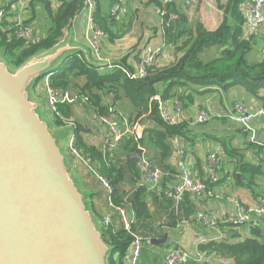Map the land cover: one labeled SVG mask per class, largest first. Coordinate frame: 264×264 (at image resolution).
<instances>
[{
	"label": "trees",
	"instance_id": "1",
	"mask_svg": "<svg viewBox=\"0 0 264 264\" xmlns=\"http://www.w3.org/2000/svg\"><path fill=\"white\" fill-rule=\"evenodd\" d=\"M95 1L97 9L93 19L96 26L111 38H122L124 32H118L116 29L121 15L113 16L110 8V15L105 16L102 13L101 0ZM215 1L217 8L224 15L221 25L215 31H208L200 22L189 25L183 12L186 7L181 0H175L171 4L170 10L178 15V19L170 26L165 27L164 34L166 44L174 46L177 59L168 66L158 67L161 55L154 68L149 70L148 76L144 78L132 80L127 77L123 69L133 71L134 68L127 63L126 58L114 63L123 69L118 67L108 68L92 62L82 50L67 52L61 65L47 73L50 75L53 87L63 88L72 95L79 96L82 101L87 98L88 101L84 102L83 105H90L96 111V115H112L111 109H121L122 101L126 100L132 105L133 111L129 118L124 113L122 114L123 117L128 118L129 121H140L143 116H150L152 124H149L150 127L144 126V135L140 140H136L132 136H126L117 149L106 154L101 149L84 143L80 137V127L73 120L74 127L69 128L61 118L56 117L55 119L56 127L68 131L66 134L67 140H69L70 133L76 136L78 150L83 153L84 157L91 160L97 171V176L104 178L112 189L114 204L120 207L131 206L136 213L140 230L145 231L147 224H150L152 220L149 199H147L148 196L149 198L152 197V192L149 191L150 188L146 185L138 186L142 183L140 163L129 158L139 149H144L146 158L165 173L163 177V179L165 178V184L170 182L173 174L177 173L176 167L170 164L176 149V139L182 140L183 145L184 143L187 145H184L185 148H194L200 139H203V142L219 144V152L222 153L223 163L229 162L233 167L232 170H228L227 174H222L218 182L213 183L209 178L208 169L207 173L205 171L206 176H203V159L197 157V167L202 178L200 180L206 185L207 194L229 177L236 185L248 188L255 193L258 187V178L264 176L263 164H255L248 157V150L250 149H255L257 154H261L260 147L250 140L248 132L230 119L221 117L212 121L220 120L226 124V121L229 120L232 125L240 128L246 138L245 149L235 147L233 137L217 138L211 137L207 132L205 134L204 130L207 123L194 125L191 119L189 121L181 120L178 124L170 125L164 122L161 117L160 103L156 97H159L162 105L176 100L174 103L181 102L186 104V108H188L194 104L195 95L211 92L214 89L226 92L237 88L243 89L248 96L262 103L260 108H264V97L259 95L260 92H264V55L258 57L255 49V46L260 45L261 41L257 39L258 36H255L256 33L249 38L245 33L246 17L243 6L248 0H227L226 3H222L221 0ZM51 4L42 0H31L29 2L27 15L30 18L27 20V24L32 26L34 30L35 43L31 42L27 45L24 41L18 40L12 32L14 24H10L11 22L5 23L6 32L0 33V56L11 70L18 69L35 56L54 51L65 38L72 20L84 8V0H65L59 7H53ZM0 6H2V2H0ZM9 11L8 8V17L12 18L14 12L12 9V14ZM42 15L49 19L50 26L46 35L39 37L40 26L38 21ZM159 28L161 29V27ZM115 29L119 33L118 35H116ZM259 32L262 35L261 37L264 38V33ZM161 36L162 32L159 31V38ZM150 43L152 42L143 45L142 54L144 48ZM209 49H215L216 54L211 58H205L204 53ZM179 54L181 55L179 56ZM141 57L142 55L140 59ZM42 79H39L33 85L32 90L35 93L37 92L36 99L46 104L45 97L37 89ZM239 102L244 103L242 101L235 102L232 111L220 115L232 114L235 105ZM200 110L219 114L208 109ZM59 111L65 119L69 120L74 116L73 105H59ZM116 112L120 113V111H115L114 116ZM115 117L119 119L118 115ZM257 122L254 125L257 127V133L259 134V131L264 130L260 128V124L258 125ZM208 156L206 167L208 166ZM73 158L75 157H69L71 164ZM74 166V173L77 174L76 162H74ZM224 166H222V173L224 172ZM238 173L241 174V182L236 178ZM93 176L103 187L99 177L94 174ZM128 182L131 184L130 191H126ZM165 193L163 191L160 194V199L164 202V207L170 210L174 205V201ZM90 196H93V194ZM106 196L108 198V191ZM195 198L191 193H186L181 213L175 215L173 212V218L179 221L192 220L191 217L194 215L196 218L199 211L196 209ZM107 206L114 214H118L116 209L109 206L108 202ZM91 210L104 242L111 249L108 264H125L123 259L131 244L130 236L123 230V227L117 228L112 221L109 226L103 225L102 220L106 216L92 202ZM113 213L111 214L112 217ZM222 225H219L220 228H227L224 230L222 239L199 245L198 250L200 253L207 256H216L222 260H233L234 264H264V217L256 219L249 225L250 235L246 238L241 237L239 231L233 225ZM237 239L239 240L235 241ZM116 256L118 257L116 258Z\"/></svg>",
	"mask_w": 264,
	"mask_h": 264
},
{
	"label": "crops",
	"instance_id": "2",
	"mask_svg": "<svg viewBox=\"0 0 264 264\" xmlns=\"http://www.w3.org/2000/svg\"><path fill=\"white\" fill-rule=\"evenodd\" d=\"M4 1L6 0H0V2ZM221 1L222 3L227 2V0ZM112 4V0H101L102 13L105 16L110 15V8ZM155 5V0H125L123 9L120 12L121 17L118 19V24L116 26L117 31H123L124 35L122 38L118 39L111 38L110 36L106 35V37L102 39V58L109 59L114 63L126 58L127 63L135 68L139 62L140 56L142 55L143 45L150 41L156 42L159 39L160 28L159 20L155 13ZM183 12L186 15L189 25L200 22L208 31L217 30L224 18L223 12L217 8L215 0H193L192 5L183 9ZM27 18L29 20L30 17ZM86 20V13L82 12L78 14L70 24V27L66 32L64 42L66 43L67 40H70L72 45L75 48L82 50L87 58H89L92 62L102 66V64L99 63L95 58V54L88 47L85 40ZM117 31L116 35L119 34ZM256 34L257 35L255 36H258L257 39L261 41V44L256 45L255 49L257 56L261 57V55H264V38L261 37L262 35L260 32ZM215 54V49H209L204 53V57L211 58L215 56ZM180 55L181 54H179V56ZM176 59L177 53L174 46L167 44L164 53L159 59L158 67L168 66L174 63ZM259 95L260 97H264V92H260ZM175 101L176 100L169 101L162 105L163 109L168 111L171 115L175 114ZM238 101L244 102L251 110H257L262 107V103L258 102L257 99L248 96L243 89L237 88L228 92L214 89L211 92L195 95L194 104L188 108H186V104H183V109L178 117L180 121L193 120L200 109H208L215 113L226 114L232 111L234 103ZM68 105H73L74 110V116L69 120H73L76 125H79L80 137L83 139L84 143L103 151L106 127L100 125L96 121V111L90 105ZM120 106L124 115L129 117L133 111L130 102L124 100ZM106 116L115 117L114 114H107ZM140 121L143 128L144 126L146 127V125L150 127L151 125L149 124H152L149 115L143 116L140 118ZM260 123L261 120L257 122L258 125ZM230 124L231 122H229V120L226 121V124L220 120H214L210 123H207L204 133H208L211 137L217 138L233 137V145L235 147H241L242 149H245V135L243 132H241L240 128ZM258 136L264 140V131H259ZM184 145L187 146L185 143ZM184 145L182 140H175L176 149L174 150L170 164L173 167H176L177 173L171 176L170 182H166L164 184L165 178H162L156 187H150L145 184L150 188L149 191L152 192V197H147V199H149V206L152 212V220L150 224H147L145 231L139 229L138 223L136 225V230L141 235L149 238L150 240L153 238H163L165 234H168V238L166 243L162 245L145 244L142 250L141 262L142 264H165V257L167 253L173 248H169L163 254H161L159 246L166 247L171 235L172 242L176 244V247L174 248L182 249L191 255V258L185 264H234L233 260H222L216 256H201L198 252V246L201 245L203 241L209 242L212 240L222 239L224 236V230L227 229L226 227L220 228L219 226L217 229L202 227L197 224L195 215L191 217L192 220H176L173 218L172 213L174 211L172 207L170 210H167L164 207V202L162 199H160V194L163 191L166 192L167 189L175 188L178 184H180L181 170L177 164L179 149H177L178 146H181L185 150V165L187 170L195 179L198 180L202 178L201 172L197 167V157H201L203 159L202 168L204 170L203 176L205 177V171L207 173L206 158L209 155V152L211 153L215 149L219 150V144L203 142V139H200L194 148H185ZM248 153L250 161L254 162L255 164L262 163L264 168V162L261 161L260 154H257L255 149L248 150ZM68 157H70L69 154ZM144 158H146L145 150L142 159ZM74 162H76L78 169V173L75 175L78 178L82 189L89 193L92 204H95L98 210L104 213V216L111 218V221L116 225L117 228H122L120 216L116 213L114 214L107 206V189L104 186L103 188L95 179L93 173H91L90 170L83 165V163L79 162L75 158H73L72 162L73 169L75 168ZM232 167V164L226 162L224 166V172L222 173V169L219 171V178L222 174H227L228 170H232ZM130 190L131 184L128 182L126 185V191ZM92 194L93 196H90ZM260 197L264 198V176L258 178V187L256 188L255 193L248 188L236 185L231 177H229L225 182H222L213 190H210L208 194L206 193L201 199L195 198V205L197 211L199 212L215 209L222 219H227L230 216L237 214V204L246 208H250L256 205L257 200ZM124 208H126L129 213H134L136 215L131 206L128 205ZM112 213L114 214L113 217L111 215ZM224 225L225 224L222 226ZM238 231L241 237L246 238L250 235L249 226L238 229ZM238 240L239 239L235 241ZM150 246H157V248Z\"/></svg>",
	"mask_w": 264,
	"mask_h": 264
},
{
	"label": "water",
	"instance_id": "3",
	"mask_svg": "<svg viewBox=\"0 0 264 264\" xmlns=\"http://www.w3.org/2000/svg\"><path fill=\"white\" fill-rule=\"evenodd\" d=\"M71 50L80 49L67 40L16 70L0 56V264H108L111 249L85 203L89 193L77 186L31 96L33 85ZM143 154L139 149L129 158L140 163Z\"/></svg>",
	"mask_w": 264,
	"mask_h": 264
},
{
	"label": "built area",
	"instance_id": "4",
	"mask_svg": "<svg viewBox=\"0 0 264 264\" xmlns=\"http://www.w3.org/2000/svg\"><path fill=\"white\" fill-rule=\"evenodd\" d=\"M30 1L31 0H10L9 2H2V6H0V33H5V23L11 22L10 24H14L12 32L18 40L24 41L26 44L36 41V36L32 26L27 24V8ZM42 1L50 2L54 6H58L61 5V3L65 0ZM112 1L113 4L111 7V14L113 16H119L123 9L125 0ZM156 1L158 4L155 5V13L159 20V27H161L160 33L162 32V36L159 38V41L152 42L144 48L142 57L133 70L134 72L130 70L127 71L122 67L115 65L112 61L106 62V66L109 68L118 67L123 69L126 72L127 77L132 80L148 76L149 70L154 68L158 58L162 55L163 50L166 48L167 44L165 42L164 34L165 27L170 26L178 19V15L170 10V6L175 0ZM181 1L184 3L185 7H190L193 3V0ZM8 8L10 10L9 13L12 14L11 9L14 12L12 18L8 17ZM96 9L97 4L95 0H84L83 12L87 14L88 21V31L85 33V39L88 40L92 52L95 54V58L102 60L101 47L103 45L102 39L104 38V33L94 23L93 15L95 14ZM243 11L246 17L245 33L247 38L259 31L264 33V0H248L243 6ZM64 39L60 44L64 43ZM40 92L45 97L46 106L50 114L54 117L61 118L69 128H73L74 122L63 117L59 111V105L77 103L81 106L84 102H87L88 99L85 98L84 101H82L79 96L72 95L69 91L63 88L53 87L49 74L43 77ZM156 99L160 103L162 119L170 125L180 123L178 116L183 109V104L181 102H176L175 114L171 115L168 111L163 109L160 99L158 97H156ZM122 117L123 116H119V119H117L118 117H109L105 115L96 116V121L100 125L106 127L105 144L103 148L104 154L117 149L121 141L126 136H132L136 140H140L144 135V128L139 120L129 121L128 118ZM221 117L230 119L250 134V140L260 147V157L262 162H264V141L259 138L257 127L254 125L256 121L261 120L260 128L264 130V108L251 111L246 104L239 102L235 105L232 114L229 115L222 116L220 114H212L206 110H200L193 119L192 123L194 125L204 124L212 121L215 118ZM68 147L75 159L83 163V165L86 166V168H88L91 173L97 176V171L91 160L84 157L83 153L76 147V136L73 133L69 137ZM177 149V164L181 170L180 184H178L175 188L167 189L165 193L174 201L172 209L176 215L180 214L182 211L186 193H191L193 197L198 199H201L206 194V185L201 180L195 179L186 168L184 149L181 146H178ZM221 160L222 153H220L219 150H214L208 156L207 169L209 178L213 183H216L219 180L218 170ZM140 170L142 173V183L140 186L149 184L150 187H156L160 180L165 176V173L159 167L154 165L152 161L146 158L140 161ZM98 177L101 180L103 186L108 191L107 200L109 206L116 209L120 216L123 230L131 238L129 250L123 259L124 263L142 264V250L145 244H150V239L141 235L136 230L137 219L134 213H129L126 208L116 206L114 204L112 198V189L104 178L100 176ZM260 217H264V198H258L256 205L250 208H246L237 204V214L232 215L227 219H222L215 209L199 212L196 216V219L198 225L209 229H217L220 224H231L235 229L238 230L243 227H248L252 222ZM110 223L111 218L107 216L103 217V225L109 226ZM204 243L206 242L203 241L202 244ZM199 254L201 256H205L203 253L199 252ZM190 258L191 255L188 252L182 249L174 248L170 249L167 253L165 257V264H185Z\"/></svg>",
	"mask_w": 264,
	"mask_h": 264
},
{
	"label": "rangeland",
	"instance_id": "5",
	"mask_svg": "<svg viewBox=\"0 0 264 264\" xmlns=\"http://www.w3.org/2000/svg\"><path fill=\"white\" fill-rule=\"evenodd\" d=\"M6 1H10V0H6ZM50 3V2H49ZM53 7H59L60 5H58V6H54L53 4H51ZM84 9V8H83ZM82 12H83V10H82ZM81 12V13H82ZM85 13V12H84ZM87 21V20H86ZM39 26H40V31H39V33H38V35H39V37H41V36H45L46 35V33H47V30H48V27L50 26V21H49V19L45 16V15H42L41 17H40V19H39ZM95 23V22H94ZM88 31V21L86 22V28H85V33ZM103 32V31H102ZM104 33V32H103ZM103 37H106V34L104 33V36ZM86 40V42H87V45H88V47L91 49V47H90V44H89V42H88V40L87 39H85ZM36 42V41H35ZM34 42V43H35ZM103 43V42H102ZM29 44V43H28ZM27 44V45H28ZM103 47V46H102ZM102 47H101V54H102ZM92 50V49H91ZM165 50V49H164ZM164 50H163V52H162V54L164 53ZM101 58H102V56H101ZM63 59H64V57H62L60 60H58V61H56L55 63H53V65H52V67H51V69L48 71V72H50V71H52L53 69H55V68H57L59 65H61V63H62V61H63ZM97 59V61L99 62V63H101L102 64V66H104V67H108V66H106V62L107 61H110L109 59H105V58H102V60H98V58H96ZM109 68V67H108ZM47 72V73H48ZM132 72H134V71H132ZM39 87V88H38ZM37 87V89H38V91H41V84H40V86H38ZM31 93H32V99L34 100H37L38 101V103H39V108H38V110H37V112H38V114H39V116H40V118L44 121V122H46L47 123V125H48V128H49V130H50V132L52 133V135L56 138V140H57V142H58V145H59V147L61 148V150H62V153L65 155V157H67V158H69L68 157V154L71 156L72 154H71V151H70V149H69V147H68V140H67V131H65L64 129H61V128H58V127H56V124H55V119H56V117H54V116H52L51 114H50V112L48 111V109H47V106H46V104L45 103H43L41 100H38V99H36V93H35V91H33V90H31ZM114 111H120V113L119 112H116V114H115V116L116 115H119V116H122V114H123V111L121 110V109H111V113L112 114H114ZM97 116V115H96ZM99 116H100V114H99ZM106 116V115H105ZM123 118V117H122ZM129 118V117H128ZM164 121V120H163ZM165 122V121H164ZM144 131H145V129H144ZM67 149H68V152H67ZM73 156V155H72ZM221 163H223V158H222V160H221ZM220 163V167H219V170H218V173H219V171L222 169V166H224L225 164L223 163V164H221ZM74 174V173H73ZM74 177H75V179H76V184H77V186L79 187V189L82 191L83 189H82V187H81V185H80V182H79V180H78V178L76 177V175L74 174ZM85 203H86V205H87V207L91 210V201H90V197H89V195H88V197L86 196V198H85ZM150 247H156L157 248V246H150ZM174 247H176V244L175 243H173L172 242V236L170 235V239H169V241H168V244H167V246L166 247H160L159 246V250H160V253L161 254H163L166 250H168L169 248H173L174 249Z\"/></svg>",
	"mask_w": 264,
	"mask_h": 264
},
{
	"label": "clouds",
	"instance_id": "6",
	"mask_svg": "<svg viewBox=\"0 0 264 264\" xmlns=\"http://www.w3.org/2000/svg\"><path fill=\"white\" fill-rule=\"evenodd\" d=\"M48 75V74H47ZM151 241V240H150Z\"/></svg>",
	"mask_w": 264,
	"mask_h": 264
}]
</instances>
